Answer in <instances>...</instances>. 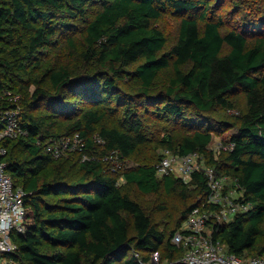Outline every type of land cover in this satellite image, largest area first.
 Wrapping results in <instances>:
<instances>
[{
	"label": "trees",
	"instance_id": "1",
	"mask_svg": "<svg viewBox=\"0 0 264 264\" xmlns=\"http://www.w3.org/2000/svg\"><path fill=\"white\" fill-rule=\"evenodd\" d=\"M91 3L98 9L87 18ZM209 8L207 0H0V96L26 93L34 85L30 97L20 101L26 137L4 142L6 171L26 195L29 223L16 240L14 257L21 264H147L154 254H163L169 262L182 258L183 250L171 243L172 236L194 208L213 210L206 205L203 172L193 173L186 182L175 176L159 179L153 164L116 175L107 162L124 163L147 141L139 109L159 101L160 113L191 130L176 141L167 134L162 153L197 152L206 166L228 177L250 205L229 222L214 223L213 239L228 254L244 258L256 251L255 257L264 258V35L249 39L236 30L223 33V20L209 17ZM164 11L181 19L176 43L159 54L166 38L154 21ZM64 18L85 24L81 51L77 53L70 38L67 43L82 66L92 70L72 76L67 67L40 63L59 26L73 28L69 22L54 23ZM223 45L229 49L225 54ZM170 64L174 75L166 89L151 94L158 73ZM37 69L39 78L31 76ZM46 82L53 93L42 86ZM127 82L133 89L122 87ZM237 88L244 93L246 111L234 122L212 117L218 110L232 109L228 96ZM44 101L51 113L69 118L61 135L51 132L53 124L46 116L30 112ZM1 102L0 110L16 106ZM108 117H116L113 126L104 124ZM222 127L232 132L221 145L231 148L219 162L210 146L213 133ZM75 134L84 147L75 152L78 158L70 172L62 158L56 161L45 153L44 143ZM119 178L145 195L164 191L194 199L166 236L142 206L121 191ZM125 214L132 220V235Z\"/></svg>",
	"mask_w": 264,
	"mask_h": 264
},
{
	"label": "rangeland",
	"instance_id": "2",
	"mask_svg": "<svg viewBox=\"0 0 264 264\" xmlns=\"http://www.w3.org/2000/svg\"><path fill=\"white\" fill-rule=\"evenodd\" d=\"M209 5V17L218 18L220 17L224 26L222 28V32H226L228 30H236L244 35H246L249 39H252L256 36L264 35V0H207ZM98 7L91 4L87 5L86 17L92 18L94 13L97 12ZM181 17L173 15L169 11H164L160 18L154 21L156 27H158L164 34L166 38V43L162 51L159 53L168 52L172 46L177 41L178 37V28ZM61 22H69L73 24V28L67 30L61 26H59L55 41L53 45L49 48H46L42 51V55L40 57V63L43 67L46 66H54V67H67L72 76L77 75L83 71L92 70L93 67H89L86 69L82 66V63L78 61L75 54L71 53V50L68 47L67 40L70 38L76 47L77 53L82 49L83 37H84V26L85 24L80 19H57L54 23L61 24ZM200 26H202V22H198ZM228 47L223 45L222 54L228 52ZM141 62V61H140ZM138 62V63H140ZM137 63V64H138ZM135 64L132 67H135ZM174 72L172 65L166 69L161 70L155 81L151 87V94H158L166 89L169 80L173 77ZM22 80H26L29 78L23 75H19ZM33 77L39 78L41 76L40 70H35L32 75ZM47 91L53 93L51 87L48 82L42 85ZM122 87L124 89L131 90L132 84L127 82L123 84ZM34 89V85H29L26 93L19 92H10L12 95L19 94V101L27 100L30 97L31 92ZM18 90V85L14 87V91ZM15 93V94H13ZM26 94V95H25ZM74 100V99H72ZM76 100V99H75ZM228 100L231 102L232 109L231 110H218L214 112L211 116L218 118L229 120L230 122H234V119L244 113L246 111V99L244 93L237 88L233 93L228 96ZM23 104V103H22ZM50 103L48 101H44L37 107L36 109L30 111L34 116L43 115L46 116V120L48 123H52L53 127L51 132L56 135L62 134V128L67 124L68 117L60 116L58 114H53L50 112ZM69 106V105H68ZM72 106V105H71ZM162 103L158 102L156 106H148L145 109H139V117L142 120L144 131L147 136V141L140 146L134 154H132L126 161L117 162L105 160L111 163L112 170L120 173L122 170L130 167H136L138 165H153L158 164L160 155L162 153V149L164 148L162 144V140L167 134L171 135V138L176 141L180 139L182 136L188 135L191 130L183 125L175 123L170 117L166 116L165 113H160V107ZM116 117H108L105 119L104 124L107 126H113L115 124ZM231 129L229 127H222L218 132L213 133V143L210 146L211 151L217 155V161H224L226 153L221 149V143L229 136L231 133ZM63 138V137H61ZM76 147V146H75ZM75 147L68 154L65 152L61 158L63 162L66 164L64 167L65 170H72L76 158L78 155H75V152L78 149ZM19 156V158H25V154L23 152H15ZM74 157L71 160V155ZM60 159V158H59ZM59 159H56L59 160ZM68 159V160H67ZM230 183V182H229ZM118 186L121 191L128 193V195L137 201L142 208L146 211L147 215L152 220L155 228L161 232H163L166 236L169 235L170 230L174 229L177 226L178 221L180 222L181 212L193 201V197L191 199H185L183 196L178 194H168L164 191H159L155 194L145 195L137 190L134 185L125 184L124 180L121 178L118 179ZM235 191L231 185L228 187ZM240 193L234 192V197L240 196ZM129 224H130V235L133 234L132 231V220L129 216L125 214ZM258 244H263V239L259 238ZM256 251L248 252L245 254L243 259H251L255 257ZM181 253L179 252L176 256L178 259ZM175 258V259H176ZM174 262V260H173ZM171 262L167 261L163 254H161V258L158 260H154L152 263L149 262L147 264H170Z\"/></svg>",
	"mask_w": 264,
	"mask_h": 264
},
{
	"label": "built area",
	"instance_id": "3",
	"mask_svg": "<svg viewBox=\"0 0 264 264\" xmlns=\"http://www.w3.org/2000/svg\"><path fill=\"white\" fill-rule=\"evenodd\" d=\"M1 100L16 106L0 110V264H21L14 257L18 252L16 240L20 235L25 234L29 223L27 208L24 205L26 195L21 188L14 186L6 171L7 148L4 142L25 138L27 131L20 125L19 95L4 92L0 96V103H2ZM38 140L41 138L39 137ZM74 147L78 150L84 147V141L78 134L44 143L45 153L53 159L61 158L65 152L70 153ZM221 147L219 152L221 149L229 150L231 145H221ZM82 158L87 159L86 155ZM199 171H202L206 178V205L211 206L213 210L196 207L190 212L171 238V243L183 250V256L179 261L170 264L178 262L182 264H264L262 257L247 260L228 254L225 246L212 237L211 228L214 223L229 222L233 217L244 214L250 209V205L246 203L241 193L238 198L234 197V192H239L228 177L219 176L212 167L206 166L203 156L197 152L179 156L165 150L156 165L158 177L175 176L185 182L193 173ZM229 185L234 186L235 191L229 189ZM158 259V254H154L151 263Z\"/></svg>",
	"mask_w": 264,
	"mask_h": 264
},
{
	"label": "crops",
	"instance_id": "4",
	"mask_svg": "<svg viewBox=\"0 0 264 264\" xmlns=\"http://www.w3.org/2000/svg\"><path fill=\"white\" fill-rule=\"evenodd\" d=\"M158 177V176H157ZM159 179H162L163 177H158Z\"/></svg>",
	"mask_w": 264,
	"mask_h": 264
}]
</instances>
